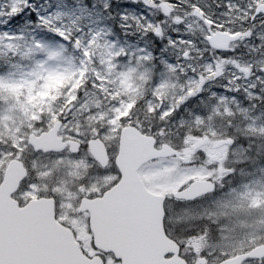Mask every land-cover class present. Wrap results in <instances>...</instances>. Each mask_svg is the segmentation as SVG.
Instances as JSON below:
<instances>
[{
	"label": "rangeland",
	"instance_id": "1",
	"mask_svg": "<svg viewBox=\"0 0 264 264\" xmlns=\"http://www.w3.org/2000/svg\"><path fill=\"white\" fill-rule=\"evenodd\" d=\"M26 2L34 4L39 10V22L28 14L30 9L20 20L0 15V164L3 165L0 166V179L4 166L12 156L25 154L28 157L26 151H29L33 158L37 157L28 146V134L48 130L61 115L67 123L64 122L60 133L65 138L74 137L82 143L84 139L81 137L97 136L100 128L113 124L102 137L111 152L117 148L115 141L117 138L119 141V131L123 126L119 118L126 115L137 101H140V106L129 123L138 122L145 130L152 129L156 133L161 122L144 110V99L151 102L155 91L158 102L153 103L154 107L158 108L161 100L177 107V102L187 95L186 88L191 86L195 89L199 84V79L190 71L177 72L175 66L168 68L161 62L156 66L148 62L150 56L136 55L135 62L117 60L124 51L133 55L137 40L143 48L149 40L144 32L156 29L154 23L145 25L137 19L142 12L139 7H124L128 10L130 25L124 31L129 35H118L117 44L113 43L116 36L109 37L111 29L107 26L119 19L107 18L108 14L100 6L101 0H96V8L91 7L89 0H0V13H6L13 7L18 11ZM85 6L88 11H82ZM146 12L147 15H144L152 16L150 10ZM58 23L67 33L80 28L85 32L98 29L88 46L86 57L82 58L79 50L68 46L54 31H49L55 30ZM8 32L21 35L8 36ZM36 41H40L43 47H37ZM79 46L82 48L83 43L80 42ZM162 60H165L164 56ZM146 66H152L151 71ZM150 72L157 74L155 83L150 85L137 81L140 75ZM138 83L143 88L140 92L136 90ZM157 83L161 84L159 88L155 87ZM205 91H209L206 96H195L181 108L176 119L168 122L167 134L159 136L179 147L178 157L170 162H153L142 169L158 191L174 192L195 178H212L216 182V191L196 207L186 203L181 206L175 201L169 205L174 226L179 224V220L181 225L193 223L196 226L187 229V233L178 231L181 232L178 236L184 245L183 250L190 255L187 257L192 264H216L224 257L223 253L234 255L262 243V238L264 240V103L251 102L247 107H240V103L236 102L237 109L234 110L229 98L223 95L218 99L212 95L216 93L213 86H206ZM252 97L253 100L264 99V85L259 87V91L249 93V98ZM78 98L84 103L77 105ZM117 100L120 101L118 106L113 103ZM250 107H253V113ZM90 108L97 111L88 115ZM112 112L115 113L114 120L108 119ZM229 119L233 128L239 129L235 135L246 138V142L251 141L250 151L238 148L235 154L229 156L228 145H217L222 139L219 134L226 132L225 123ZM41 120L45 123L37 127V122ZM239 132L243 135H239ZM109 142H112L111 147ZM198 143L200 149L195 152L197 158L191 156L188 144ZM82 152H88L86 146ZM64 154H43L47 159V179L54 177L50 170L68 164L67 168L60 169V176L53 178L63 211L62 219L73 215L71 211H77L76 207L72 208L80 194V190L74 187L77 178L74 167L80 162H71ZM42 157L39 156V160L42 161ZM240 159L249 164L234 165L233 160ZM233 167L237 168L235 175H227V171ZM115 177V174L109 175V185ZM35 192H23L21 197L26 199ZM200 220L213 224L206 237L202 227L196 225ZM81 236L86 237V234ZM258 239L259 243L256 244ZM85 240V248L95 253L90 238ZM203 253H208V256L205 257ZM108 260L109 264H116L112 259Z\"/></svg>",
	"mask_w": 264,
	"mask_h": 264
},
{
	"label": "snow or ice",
	"instance_id": "2",
	"mask_svg": "<svg viewBox=\"0 0 264 264\" xmlns=\"http://www.w3.org/2000/svg\"><path fill=\"white\" fill-rule=\"evenodd\" d=\"M139 2H140V0H133V3H139ZM142 2L146 8H152L154 5V0H142ZM155 2H158V0H155ZM169 2L170 3H179L180 0H169ZM89 4L91 5L92 8L97 7L96 0H89ZM100 6L102 7L103 11L108 14V16H107L108 19L116 20L118 18L120 21L118 28L114 29V24L107 26L108 28L111 29V31H109V33H108L109 37L116 36V40L113 41V43L118 44V41H119L118 33H120V31H123L125 28L130 26V25H128V19H129L128 10L126 8H124L121 4L117 3L116 0H101ZM217 7H223L226 11H231L230 0H228V2L224 3L223 5L218 4ZM28 9L31 10L28 14L30 16H34L35 21L39 22L41 20L39 10L36 8V6L34 4H32L30 2L24 3L23 7H21L18 11L15 9V7H13L11 9H9V11L6 13H0V15H7L9 17V19H11V20H20L23 18L25 11ZM114 9H119L117 16L112 15V12ZM82 11H88L87 6H85V8L82 9ZM189 11H190V14H192V15L205 14V9L202 8L199 4H195V3L190 5ZM251 11L253 14L249 17V19L252 21L259 20L262 24H264V8L257 10V6L253 5V8L251 9ZM221 15H224V13L222 12ZM212 16L215 17V13H213ZM199 18L203 19V16L201 15V16H199ZM137 19H140L141 23H144L145 25H152L154 23V21L149 19L148 16L144 15L143 12L140 13V16L137 17ZM159 20L161 21V28H162L163 23L166 22L165 16H163V15L160 16ZM4 22L7 23V21H4ZM176 23H177L179 29H183L187 26L183 19L176 21ZM208 25L211 26L210 30H216L217 28L225 29V25L223 23L219 22L215 18L208 20L206 22V27ZM49 31H54V33L57 34L62 39V41H64L68 46H70L72 48H76L77 44L82 42L83 47L80 48L79 51L81 52V56L83 58V57H86L88 55V51H87L88 46H89L93 36H95L96 31H98V29L97 30H89L88 32H85V30L83 28H80V29L73 30L72 33H67L66 31L62 30L60 24L58 23L57 28L55 30L49 29ZM16 35H21V34L8 32V36L14 37ZM124 35L127 36V35H129V33L125 31ZM132 35H135V33H132ZM144 35H147L150 41L155 42V50L160 51L162 55L165 54L169 48L176 47V45L178 43V41L175 37H172V36L163 37V36H161L160 35V28L155 29V31L146 30L144 32ZM252 35L256 36V33L253 32ZM82 36H83V40H81ZM176 36L179 37L180 40L184 41L183 47L180 49V55H182V57L185 61H190L191 60V48L194 45V41H192L191 38L188 37L187 33H184L181 31H177ZM248 38L250 39L251 37H248ZM257 38H259V37H257ZM5 39H7V37H5ZM204 42L206 45L205 50L213 47L210 40H209V37L207 35L204 37ZM36 46L37 47H43V45L40 41H36ZM120 47H123V46H120ZM214 51H216L218 53H222L224 58L227 59L230 53L235 52V49L224 48V49H215ZM260 52L262 55H264V48H262L260 50ZM136 55L150 56V60L148 62H155V60H156L154 50L149 48L147 44H145L143 46V48H141L139 40H137L136 49L134 50L133 55H130L128 51H124L122 55L117 57V60L126 61V62H135V56ZM179 58H180V56L177 57V60H179ZM206 63L209 65H213L214 61L211 59H208V60H206ZM161 64L165 67H168V68L172 67V61L170 59L162 60ZM259 71L264 73V70H259ZM262 82H264V81H262ZM208 83H209V81L205 80L203 85L199 86V91H195L191 86L186 88L187 95L184 96L183 99H181L180 101L177 102V105H178L177 107H173L172 104H168V103L160 104V106L158 108L154 107L153 103L158 102V97L156 96L155 91L153 92L151 102L149 101V99H144V101H143L144 110L147 113L151 114L154 118L159 119L161 122L160 126H158L156 129L155 135L157 137L167 134L166 129H167L168 122L175 120L176 117L179 115L181 108H183L186 104H188L195 96H199L202 92H204L206 90V86ZM160 86H161L160 83H157L155 85L156 88H159ZM222 87L224 88L223 94L213 93L212 95L216 96L218 99L222 98L223 95H232L234 98L235 94L240 91L239 89L233 90L228 85H222ZM254 98H259V97H254ZM83 103H84V101L80 100L79 98L76 101L77 105L83 104ZM113 103L118 106L120 101L117 100V101H114ZM139 106H140V101H137L136 104L132 105L131 110L126 115H123L119 118L122 125H126L127 123H129L133 120ZM96 111H97L96 108H90L88 115H92ZM225 115H228V113H225ZM202 118L207 119V117H202ZM108 119L114 120L115 119V113L114 112L110 113ZM61 120H63L65 123H67V121L64 119L63 115H61ZM43 123H45L44 120L38 121L37 127H39L40 124H43ZM113 126L114 125L111 123L106 124L105 127L100 128L99 132L97 133V136L103 137L106 133H108L110 131V129ZM225 127H226V132L221 133L219 135L222 139L228 141L229 156L235 154V152L238 148L243 149L245 152L251 150V148H252L251 141L246 142V138L235 135V133L238 132L239 129L233 128V124L231 122V119L226 121ZM72 135L75 136V135H79V134L72 133ZM81 138L84 139V145L87 146L88 139H90V137H81ZM118 142L119 141L117 138L115 141V143L117 144V148L114 151L110 152L109 161L107 164H105L102 160H98L94 156L91 157V159L96 164H98L101 168H103L105 170L106 175L112 174V170L113 169L115 170V173L117 175V180L113 181V183L119 182V179L123 176V172L121 171L119 165L116 163L117 157L119 155ZM109 146L110 147L112 146V142H109ZM32 147H33L34 151H43V149H36L35 146H32ZM156 147H158V148L163 147V145L159 142V140L156 143ZM235 163L238 165H245V164H247V161L240 159V160L235 161ZM240 171L242 172L243 169L241 168ZM236 172H237V168L233 167L230 170H228L226 174L229 176H232V175H235ZM28 187L30 189L31 185H28ZM187 187H188V184L182 185L181 191H183ZM216 187H217V185L213 184L208 191L203 192L200 195L193 196V197H183V196H179V195H177V196L166 195L165 199H164V203H163L165 222L166 223L170 222V211L168 208V203L170 200H172V199L181 200L182 202H184L190 206L196 207L200 204L201 201H203L209 195L210 192H215ZM201 219H204V217H201ZM203 255L205 257H207L208 253H203ZM222 255H224V257H225L223 264H228V261L230 260L231 257L227 253H223ZM252 258H254V257H246L245 260L252 259ZM242 264H244V262H242Z\"/></svg>",
	"mask_w": 264,
	"mask_h": 264
},
{
	"label": "flooded vegetation",
	"instance_id": "3",
	"mask_svg": "<svg viewBox=\"0 0 264 264\" xmlns=\"http://www.w3.org/2000/svg\"><path fill=\"white\" fill-rule=\"evenodd\" d=\"M116 2L123 7H139V10L142 9V12L146 13V15V11L150 10L152 16L149 19L154 21L156 29L160 28V35L163 37L172 36L177 39L176 47L169 48L163 54L164 59H170L176 69L183 72L186 70H198L204 73L208 70H214L207 74V78L205 74L201 75V81L203 83L205 80L209 81V83L217 81L223 85H228L233 90L239 89L242 92L252 90L254 83L264 85V82H262L264 81V73L259 71L263 70L264 67V55L260 52L264 48V24L259 20L252 21L249 19L253 14L251 11L253 5H256L257 10H259V6L264 4V0H230L231 11H226L223 7H217L218 4L223 5L228 0H180L179 3H170L169 0H158V2H155L154 0L152 8H146L142 0L139 3H133V0H116ZM194 3L204 8L205 14H190V5ZM118 11L119 9H114L112 15L117 16ZM222 12L224 15H221ZM213 13H215V17L212 16ZM162 15L165 16L166 22L163 23L161 28L159 17ZM201 15L203 19L199 18ZM213 18L223 23L225 29L210 30V25L206 27V22ZM180 19H183L187 25L183 29H179L176 23ZM125 29H129V27ZM124 30L122 31L123 36ZM151 31L155 30L151 29ZM177 31L187 33L188 37L194 41V45L191 48L190 61H185L180 55V49L183 47L184 41L176 36ZM218 32L228 33L229 38L235 35L237 39L227 41L225 38H220L215 45L211 43L212 48L205 50L204 37L206 35L210 37L213 33ZM253 32L256 33V36L252 35ZM136 34L133 36H136ZM248 37L251 38L249 39ZM145 38L149 39L148 36H145ZM145 44L154 50L156 56L154 64H158L159 56L162 54L160 51L155 50V42L148 40ZM224 48L235 49V52L230 53L228 58L225 59L222 53L214 51L215 49ZM178 56H180L179 60H177ZM208 59L213 60L214 64H207L206 60ZM213 72L215 74L211 75ZM143 79L149 80V75H143ZM237 94L239 92L235 94L233 99L244 102L242 103L243 106L250 102ZM230 97L233 96L230 95Z\"/></svg>",
	"mask_w": 264,
	"mask_h": 264
},
{
	"label": "water",
	"instance_id": "4",
	"mask_svg": "<svg viewBox=\"0 0 264 264\" xmlns=\"http://www.w3.org/2000/svg\"><path fill=\"white\" fill-rule=\"evenodd\" d=\"M59 127L60 122H58L54 126V128L50 130V132L44 133L40 139L35 141L37 147H43L45 150L63 149L65 144H62L60 140L57 139L56 135ZM122 143H131L136 149L142 151L139 160L140 164L150 158L159 156H171L175 153V150L170 145H164L160 150L154 149L153 138L145 137L144 135L139 134L138 131H135L130 127H126L123 129ZM72 144V150H77L78 144ZM103 148L104 146L99 140L91 142V149L99 159H102L103 157ZM123 152L125 154L124 149ZM17 163L18 162L13 161L9 165L6 171L5 181L0 192L8 193L9 202L13 204L15 209L14 215H21L24 211L18 209L17 202L11 199L10 195L13 190L8 188V186L12 184L13 189H15V187L18 186L20 180L22 179L23 171L22 169L17 168ZM210 188L211 186L207 185L205 182L197 180L177 195L183 197L198 196L201 193L208 191ZM86 206L95 207L97 206V203L88 202L86 203ZM38 207L45 208V211H43L41 215L48 217L53 209V203L50 200L32 201L27 207H25V209ZM25 212L26 215H33V212L31 211ZM93 221L94 220H92V222ZM36 223L39 224L40 221L36 220ZM104 225L107 228L111 227L108 224L99 222V220L92 223V228L95 233V243L97 247L101 249H104L106 251H114L118 258H123V264H186L183 260L176 257L165 261L160 260L158 256H154L152 259L146 258L144 256H140L141 258H138L136 257V252L134 251L133 247H126L127 245H129V239H131V237L128 236L127 231L118 229V227L115 225L114 228H117V233H115L114 235V233H109V231L104 228ZM40 226L44 232L40 237V242L43 246V249L48 252L49 256L45 254V256H43L40 260H37L35 264H103L102 261L97 257L93 259L84 257L81 254L78 244L74 242L73 236L69 235L64 230H60L59 228L55 227V231H53L52 226L48 223L47 220L43 221ZM120 240H122V243L120 242ZM116 243H118L119 245H116ZM244 257L245 255L238 256L235 259H231L228 261V264H240L241 260Z\"/></svg>",
	"mask_w": 264,
	"mask_h": 264
}]
</instances>
